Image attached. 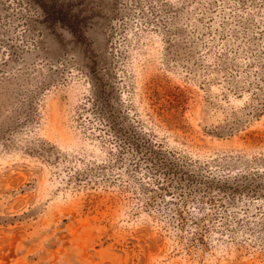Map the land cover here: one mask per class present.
<instances>
[{"label": "rangeland", "instance_id": "obj_1", "mask_svg": "<svg viewBox=\"0 0 264 264\" xmlns=\"http://www.w3.org/2000/svg\"><path fill=\"white\" fill-rule=\"evenodd\" d=\"M0 264H264V0H0Z\"/></svg>", "mask_w": 264, "mask_h": 264}]
</instances>
